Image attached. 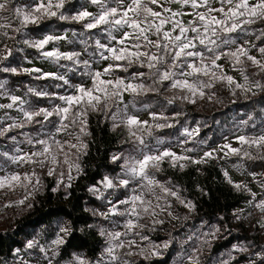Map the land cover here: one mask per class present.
<instances>
[{"label": "snow or ice", "instance_id": "6c2138e0", "mask_svg": "<svg viewBox=\"0 0 264 264\" xmlns=\"http://www.w3.org/2000/svg\"><path fill=\"white\" fill-rule=\"evenodd\" d=\"M96 11H89L74 0H30L24 6L14 3V0H0V29H10L24 37L17 40L27 48L35 49L39 58L49 61L64 72H44L37 67H10L4 62L13 56L14 52H22L21 48H0V72L15 75H33L36 80L62 81L55 87H65L64 94L49 93L28 87L25 96L47 98L51 107L34 108L30 100L10 92L6 87L7 81L0 80V140H7L11 145L10 151H0V192L5 195L21 189L24 193L21 199L9 202L8 206H23L31 208L28 201L35 199L36 193L44 186L37 169H47V176L56 177L53 192L61 186L65 191L72 187V181L83 174L80 160L87 155L88 144L84 137L91 136L89 131L90 114L101 115L112 122V131L123 127L128 133L126 142L131 148L125 155L113 154L112 162L122 160L120 172L116 176H104L99 182L101 187L92 186L89 191L98 199H106L105 193L111 190L115 195L124 190V198L115 202L107 199L110 205L106 212L94 213L105 220L112 217L123 218L122 224L111 220L112 230L101 227L99 235L104 238L105 246L99 256L90 260L82 254H73L66 264H139L131 257H140L147 264L163 258L173 239L157 244L142 234L148 229L155 232L157 225L165 221L161 215L167 213L172 219H178L172 211L174 198L189 211H195L196 205L180 195L177 185L171 180L161 181L157 173L165 171L164 164L170 168L183 171L189 164L202 165L211 160H217V149L205 151L203 156L196 159L187 153L199 151V147H182V153L177 154L171 145L154 135L156 130L172 128L170 123L182 115L176 112L169 117L164 111L157 112L152 103L140 98L149 94L161 96L164 91L178 90L179 95L164 96L167 105H173L177 99L195 103L196 97L203 99L208 95L216 82L226 83L235 95V89L251 92L253 88L264 92L262 80L251 81L247 71L250 63L258 69L255 75H264V46L252 43L248 38L255 37L264 45V26L254 28V25H264V0H86ZM71 5V9H69ZM176 5L177 7H173ZM159 8V11L156 9ZM190 9V11L186 10ZM7 13L8 15H4ZM185 17H188L185 20ZM60 21L69 24H79L83 31L69 29L62 34H55L56 25L48 21ZM15 22V26L13 24ZM43 29L42 38H28L29 29ZM6 38L9 32L4 31ZM61 41L72 45L83 46L80 51H61L58 47ZM106 41V42H102ZM52 45L51 49L48 48ZM90 49H92L90 51ZM256 49L260 58L252 55ZM87 58H82V55ZM230 64L231 70L238 72L244 83L238 82L232 75L227 74L224 65L219 61ZM69 62L68 64L61 63ZM31 63V61H28ZM106 62L102 68L99 65ZM96 65L97 67H94ZM146 70V71H145ZM68 73L79 76V82L73 83ZM123 73L125 75H121ZM256 93L253 92V95ZM126 96L130 99L126 100ZM138 104L140 105L138 107ZM15 111L17 115L11 113ZM264 111V110H262ZM148 113L149 119H141V113ZM55 117V119H53ZM251 119V117H250ZM242 124L247 125L248 121ZM39 125L35 132L24 131L30 126ZM255 127V124H253ZM17 130H20L17 132ZM199 129L184 135L193 136ZM16 133V134H12ZM68 139H60L59 136ZM149 138L155 140L150 143ZM75 141V142H73ZM236 141L240 147L231 143L220 145L219 151L229 159L238 157L239 161L232 166L241 173L246 171L244 160L264 161V127L259 134L239 135ZM181 146L187 140L178 142ZM30 146L29 150L21 147ZM246 146V147H245ZM255 149L257 155L252 154ZM75 150V151H73ZM31 167L30 172L9 171V166ZM67 169L65 173L64 169ZM75 170L76 176L72 172ZM228 184L237 191H245L251 195L249 207H254L264 214V198L256 200V193L247 184L232 180L227 170L222 169ZM248 175L264 189V173L249 172ZM260 179H257V176ZM66 177V179H65ZM236 219H246L242 211L234 214ZM251 215V213H249ZM151 220V227L142 223ZM187 219V217H184ZM223 219V217H221ZM115 226L123 231L115 230ZM264 227V220L260 222ZM89 227H92L91 225ZM219 227L213 226L208 232L195 235L198 246L190 251H183L177 258V264H202L201 255L205 247L211 248L213 240L218 238ZM71 234L69 226H61L56 238L49 248L40 246L44 259L53 264V258L59 255V248L66 243L60 235ZM147 241V244L138 243ZM193 236L188 239L192 240ZM38 246L36 240H28L25 249ZM55 246V247H52ZM51 250L52 256H48ZM245 253L248 248L244 245H234L227 253V259H221L219 264H233L237 257L232 252ZM20 249L14 251L19 256ZM223 255V254H222ZM264 260V253H257ZM19 264H28L21 260ZM250 264H256L254 260Z\"/></svg>", "mask_w": 264, "mask_h": 264}, {"label": "trees", "instance_id": "16d2710c", "mask_svg": "<svg viewBox=\"0 0 264 264\" xmlns=\"http://www.w3.org/2000/svg\"><path fill=\"white\" fill-rule=\"evenodd\" d=\"M74 3L79 7L81 1L74 0ZM68 7L71 9L72 6ZM46 23L56 25V30L59 31L82 27L79 24L55 20ZM262 26L264 25L257 24V28ZM42 32L43 29L30 28L27 36H37ZM19 53L14 52L12 58L15 54L17 57ZM9 76L14 77L10 74ZM70 77L80 79L73 74ZM20 81L34 82L40 87L47 84L50 89L57 84H62V81L36 80L34 77L27 79L22 77ZM56 88L66 89L65 87ZM211 91L215 93V100L202 108L193 104H184L178 99L173 105H167L164 96H172L174 93L171 91H164L161 96L149 94L140 99L152 103L154 105L152 110L164 111L169 117L175 116L176 112L182 113L169 121L175 125L174 127L155 131V135L163 138L177 136L182 129L195 128L199 129L197 133L199 139L215 143L233 134L243 121H248V124L244 125L248 130L258 129L264 123V111H262L264 110V92L259 91L244 99H233L219 84H215ZM29 95L32 100L39 103L46 101V98ZM89 131L91 136L84 137L88 144L87 155L80 160L83 174L72 181V187L67 189V192L63 186L59 191L53 192L55 180L41 169H37L44 186L36 193L35 199L31 200L32 207H27V204L19 207L10 206L0 212V258H12L15 249L24 248L28 240L38 235L45 239L53 237L60 222H64L71 228V234L64 237L66 243L59 248V255L54 259L57 264L71 259L74 253L83 254L90 260L99 256L105 245L104 238L99 235V229L105 228L106 220L94 213L105 210L108 205L107 197L111 191L108 190L105 193L106 199H98L89 191V188L97 187L106 175L114 176L119 169L120 161L113 163L111 157L127 149L130 143L126 142L128 139L126 131L121 129L112 131L110 120H105L95 113L89 116ZM164 169L165 171L159 175L167 177L179 186L186 197L195 203L196 209L187 219L183 217L174 229L168 230L169 235L164 234L167 238H172L173 243L168 250L164 251L163 258L154 260L152 264H172L179 249L177 236L181 235L188 225L199 222L217 221L220 226L218 238L212 242L209 252L201 255L202 264H209L214 255L228 249L235 241H241L247 245V248H252L250 253L264 245V236L256 231L258 227L254 222L246 224L244 221L235 220L233 212L247 199L248 195L245 191H237L227 183L217 160H211L202 165L189 164L183 171L178 167L170 168L165 163ZM122 196L120 190L114 195L113 201ZM90 225L92 227H89ZM160 237L162 236H157V238ZM137 261L139 264H147L141 259Z\"/></svg>", "mask_w": 264, "mask_h": 264}, {"label": "rangeland", "instance_id": "374dc122", "mask_svg": "<svg viewBox=\"0 0 264 264\" xmlns=\"http://www.w3.org/2000/svg\"><path fill=\"white\" fill-rule=\"evenodd\" d=\"M81 4H83L85 7L88 8L89 11H96L94 6L88 5L86 0H80ZM30 2V0H14V3L20 6H24L26 4H28ZM173 7H177L176 5H173ZM157 11H159V8L156 9ZM188 11H190V9H186ZM5 16L8 15L7 13L4 14ZM188 17H185V20H187ZM6 21L0 20V23H4ZM14 26H15V22H13ZM254 28H257V25L253 26ZM71 30L69 29L68 32V36L69 39H72V35H71ZM77 32L79 31H83L82 27L78 28V29H74ZM4 31H8L9 32V37L11 36H15L16 39H11V38H6L3 36V32ZM44 34V31L37 35V36H27L28 38H42ZM55 34H62V31L56 30ZM24 37L16 34L15 32L11 31L10 29H0V48H3L4 45H7L9 48H21L23 49L22 52L19 53V55L16 57L15 56L12 58L9 57L8 61L4 62V66H10V67H17V68H21V67H37L42 69V71L44 72H64V69L62 68H58L56 65L52 64L49 61H45L43 59L39 58V53L36 52L35 49H30L27 48V46L21 44H17L16 41L17 40H22ZM252 43H256L258 46H264L262 45L259 41L255 40V37H249L248 38ZM102 42H106V41H102ZM52 45H49L48 48L51 49ZM58 47L60 48L61 51H80L83 53V46L81 45H72L67 43L66 41H61L58 45ZM252 55L257 56V58H260L259 53L256 51V49H252L251 52ZM82 58H87V55H82ZM28 61H31V63H29ZM61 63L64 64H68L69 62L67 61H62ZM106 62H102L99 67L102 68L103 66H105ZM219 63H222L224 65L225 71L227 72V74L232 75L238 82L240 83H244L243 79L241 78L240 74L238 72L232 71L231 70V66L228 62L222 60L219 61ZM94 67H97L96 65H94ZM247 71H248V75L250 77L251 81H255V80H262V82H264V75H255L256 72H258V69H256L255 67H253L250 63L247 64ZM0 80H6L7 84L6 87L10 90V92H12L15 95L18 96H22L25 97L26 99L30 100V102L32 103L34 108H39V107H51V103H60L58 100H53L51 103L49 102V100L46 98L45 102L39 103L37 101L32 100V98L30 97V95L25 96V93L27 92V88L28 87H33L36 88L37 90H46L49 93H58V94H64L66 89L61 90V89H57L56 87H53L50 89L49 85H44V86H38L37 84H35L34 82H21V78H32L34 77L36 74L33 75H27V74H20V75H15L12 73H6V75H2L3 72H0ZM13 75L14 77L9 76ZM121 75H125L123 73H120ZM69 77L71 75V73H68ZM71 78V77H70ZM73 83H77L79 82V79L77 78H71ZM215 84H219L222 86V88H224L228 94L231 96V98L233 99H244L248 96L253 95V92L257 93L259 92L258 89L253 88L251 92H243L240 89H235L236 94L232 95V90L230 89V87L224 83V82H216ZM206 93H209L211 95V99H209L208 95H206L203 99L196 97V102L195 103H189L188 101H182L179 100L182 103H187V104H193L195 106H197L198 108H202L204 106H207L208 104H211L214 100H215V93L213 91L210 90H205ZM177 95H179L178 90H173L171 91ZM130 99V97L126 96V100ZM8 101L6 99H0V103H7ZM140 105H138L139 107ZM12 115H17V113L15 111H13L11 113ZM0 115H2V112H0ZM141 119H149L148 113H141L140 114ZM53 119H55V117H53ZM111 122V121H110ZM241 125L238 126L237 130L230 135H227L221 139H219L218 141H216L215 143H210L207 140H201L197 137V133H194L193 136L189 137L184 135V130L182 129L179 133V135L174 136V137H170V138H163L161 136L155 135L156 137H159L161 139H163L165 141V145H171L172 146V150L175 151L177 154H181L182 153V147H199V151L194 152V153H187L188 155L192 156L193 158H200L201 156H203V153L205 151H209L211 149H217V152L215 153V155H217L219 157V159H217L219 166L224 170H227L229 175L231 176L232 180L240 183L243 182L245 184L248 185V187L251 189L252 192L256 193V200H260L262 198H264V189H262L260 187V185L254 181L252 179V177L250 175H248L249 172H255L257 174L259 173H264V161H260V160H255V161H251V160H244L243 163L245 165L246 171L241 173L240 171H237L232 165L236 164L239 161L238 157H231L229 159H225L223 157V152L219 151V147L220 145H223L225 143H231L233 147H240V145L238 144V142L236 141V137L239 135H254V134H259L260 130L262 127H264V123H262V125L258 128V129H253V130H248L246 129V127L244 126V124L240 123ZM112 125V122H111ZM39 128V125H34V126H30L29 128L25 129L24 131H29V132H35L37 129ZM118 129L124 130L126 131V129H124L123 127H120ZM189 132H192L193 130H195V128L193 129H187ZM20 130H17V132H19ZM127 132V131H126ZM12 134H16V133H12ZM128 134V133H127ZM58 138L64 140V139H68L67 136L61 135ZM187 140L186 144H183L182 146L178 143L180 141H185ZM75 142V141H73ZM149 142L150 143H155V140L152 138H149ZM22 148H24L26 151L29 150L30 146L26 145V144H22L21 145ZM246 147V146H245ZM131 148V144L128 146L127 149L123 150L120 153L123 154H127L129 149ZM11 149V145L7 142V140H0V151H10ZM75 151V150H73ZM252 154L254 156L257 155L256 150L253 148L251 149ZM122 164V160L119 163V169L118 171L114 174V176H116L119 172H120V165ZM9 171H19L21 173L23 172H30L31 171V167L25 165L24 167H16V166H9L8 167ZM42 171L45 172V174L47 175V169H41ZM65 173H67V169L65 167L64 169ZM223 172V171H222ZM3 172H0V175H3ZM73 176L76 175L75 170L73 169L72 172ZM55 180V186H56V177H52ZM157 178L160 179L161 181H167L169 180L167 177H161L159 175V173H157ZM261 177L258 175L257 179H260ZM66 179V177H65ZM103 179V178H102ZM101 179V180H102ZM100 180V181H101ZM174 184V183H172ZM175 185V184H174ZM97 187H101L100 183L98 184ZM179 187V186H178ZM180 190V195L185 198L186 200H189L186 195L183 193V191H181V188L179 187ZM111 191V190H110ZM123 196L121 198H124L125 192L124 190H121ZM13 194H15V196H19V198L23 197L24 193L21 189H17L15 192H11ZM246 194L248 195L247 199L242 202L238 207H236L235 211L233 212V214L242 211L243 216L245 217L247 212L250 210L251 207L248 206V201L252 198L251 195L246 192ZM114 195H108L107 199H111L113 200ZM172 202V211L173 214L177 217H179L178 219H172L171 217H169L167 215V213H164L161 215L160 219H163L165 221V223L163 225H157L156 226V231L152 232L149 231L147 228L142 230V234L143 235H147L151 241L157 243V244H161L163 243L165 240L170 239L169 237L167 238L164 234L169 235V231H171L172 229H174L177 224L182 220L183 217H188L190 216L193 211H189L187 208H185L183 205H181L179 202H177L174 198H169ZM30 201H28V203H30ZM115 202V201H114ZM110 205H107V207L105 208V210L103 212H106L108 207ZM10 206L5 207L4 209H0V212H2L3 210H5L6 208H9ZM235 220L238 221V219H236V216L234 215ZM111 220H117L119 221L121 224L123 222V218L121 217H112L110 220H106V226L105 228L108 230H112L114 228V225L112 224ZM241 221H244L246 224L249 223L247 222L245 219H239ZM142 223H147L149 225V227H151V220L150 219H145L144 221H141ZM261 222V221H260ZM260 222L255 223L257 225V232L261 235L264 236V227L260 226ZM61 226H66V224L64 222H60L58 224V230L56 232V234L49 238V239H45L43 238L41 235L36 236L34 239L32 240H36L38 242V246L33 248V249H25L21 248L20 249V254L19 256H13L12 258H0V264H19V262L21 260L23 261H27L28 264H48V261L46 259H44V253H42L40 251V246H44L45 248H49V246L51 245L52 240H54L56 238L57 233H59V228ZM213 226L219 227V224L217 223V221H213V222H199L195 225H188L185 229V231L177 236V240L179 243V249L177 254L174 256L172 264H177V258L179 256V254L183 251H190L193 247L198 246V242L195 240L194 234L195 235H199L200 233L203 232H208ZM115 230L118 231H123L122 227L119 226H115ZM169 230V231H168ZM219 234V233H218ZM60 235H62L63 237H65V235L63 233H60ZM158 235H161L162 237L157 238ZM189 236H193L194 238L192 240H189L188 237ZM137 242L138 243H142V244H147V241H140L139 237H136ZM214 241V240H213ZM234 245H244L247 247V245H245L243 242L241 241H235L233 242V244L226 250L221 251L220 253L214 255L210 261L209 264H219V261L221 259H227V253L229 251L232 250ZM105 246V245H104ZM55 247V246H52ZM208 247H205L203 250V253H207L209 252ZM252 250V248H248V251L245 253H239V252H232V255L237 257V261L238 264H250V261L254 260L256 262V264H264V260H261L257 257V253H264V245H262L261 247L255 249L252 253H250V251ZM80 254V253H79ZM223 254V255H222ZM83 255V254H82ZM48 256L51 257L52 256V252L51 250L48 251ZM56 257V256H55ZM53 258V264H57ZM130 259H132L133 261H137L138 259H140V257H131ZM71 260V259H69ZM67 260V261H69ZM67 261H64L62 263L59 264H66ZM233 264H237L236 261H233Z\"/></svg>", "mask_w": 264, "mask_h": 264}, {"label": "built area", "instance_id": "2783aa9c", "mask_svg": "<svg viewBox=\"0 0 264 264\" xmlns=\"http://www.w3.org/2000/svg\"><path fill=\"white\" fill-rule=\"evenodd\" d=\"M19 198V196H15V194L8 192L6 195L4 192H0V209H4L9 205V202L11 201H16ZM251 213V215H249ZM247 217L245 220L247 222H254L258 223L262 220H264V214L260 213V211L254 207H251L250 210L247 212L246 216Z\"/></svg>", "mask_w": 264, "mask_h": 264}]
</instances>
